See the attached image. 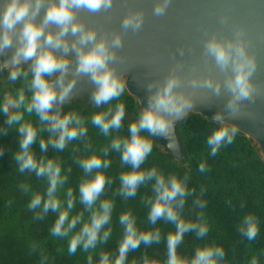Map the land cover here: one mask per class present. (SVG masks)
<instances>
[{
  "label": "clouds",
  "instance_id": "1",
  "mask_svg": "<svg viewBox=\"0 0 264 264\" xmlns=\"http://www.w3.org/2000/svg\"><path fill=\"white\" fill-rule=\"evenodd\" d=\"M114 3L115 0H0V56L12 51L10 58L0 62V72L7 69V79L13 83L22 80V87L14 94L4 93L0 112L6 117L7 128L15 129L19 135L18 150L13 153L17 172L34 173L47 184L43 193L32 192L30 184L19 185L22 192L30 194L27 208L35 212L36 220H44L49 213L56 214L50 235L67 239L70 256L80 249L87 253V264H93L98 246L106 244L112 235L114 203L101 197L106 186L113 183L105 170L112 163L106 157L114 151L120 154L121 165L128 170L120 174V187L113 196L125 200L135 198L141 186L150 184L152 195L144 198L149 207V224L155 226L163 220L175 227V231L166 236L167 258L163 264H226L224 248L214 243L197 247L191 258L177 251L187 233L195 232L197 239H203L209 232L203 212L207 206L202 199L205 189L201 188L200 195L196 196L195 189L188 188L187 174L166 176L156 167L145 170L142 165L152 154L153 137L168 140V148L176 151V122L193 111L197 103L207 104L213 98L227 97V100L224 110L212 118L219 126L207 137L210 155L214 157L222 146L233 144L238 128L229 126L225 119L252 117V113L244 110V103H254L264 95V88L253 79L258 59L252 40L243 25H234L231 35L219 31L206 34L201 53L203 68L194 63L186 70L183 61H176L162 80H149L144 84L147 106L129 123L128 136H114L97 154L85 140L88 131L85 118L76 112L64 113L61 106L78 91V83L87 78L94 85L90 96L97 108L118 101L114 107L94 113L91 124L105 137L123 128L125 104L119 101L125 92V81L116 64L122 59L119 52L124 46V34L137 33L143 28L145 12L129 9L121 20L122 31L89 26L81 18V13H108ZM172 3L173 0H155L153 16H164ZM229 20L226 13L220 16L222 25ZM70 54H74V60L68 59ZM184 54L185 49L181 47L179 55ZM33 115L35 124L26 119ZM0 131L6 134V130ZM45 133L47 139L43 138ZM76 140L84 141L85 152L91 151V154L75 160L83 170L78 198L74 189L68 187L62 201L60 194L72 169L64 172L56 159L46 155L37 157L33 146L38 142L41 153H47L49 147L62 152ZM2 151L0 149V154ZM198 171L205 173L209 168L202 162ZM192 196H196L194 206L201 209L196 214V222L183 215L186 201ZM77 199L83 209L74 212ZM119 223L123 236L115 257L108 251H100L96 264H127L129 254L141 244L147 248L161 242L160 229L141 231L130 211L119 216ZM237 230L249 242L254 241L259 234L257 217L251 213L244 215ZM37 247L35 243L31 245L33 251ZM47 260L41 250V264H46ZM131 264H160V261L149 258L145 252L139 261L133 258ZM250 264H258L256 257Z\"/></svg>",
  "mask_w": 264,
  "mask_h": 264
},
{
  "label": "trees",
  "instance_id": "2",
  "mask_svg": "<svg viewBox=\"0 0 264 264\" xmlns=\"http://www.w3.org/2000/svg\"><path fill=\"white\" fill-rule=\"evenodd\" d=\"M130 102L129 110H132L134 101L130 99ZM74 106L76 108L81 107L78 103H75ZM71 108L69 106L66 113ZM90 113H93V111L90 110ZM131 122L132 120L124 118L123 128L120 132L113 131L109 137H105L98 128L92 125V129H88L85 137V140L92 145L91 151L99 154L100 150L107 146L114 136H128V125ZM218 126L200 115H189L181 126L189 165L186 166L183 165L185 163L168 159L153 141L152 154L142 165V168L147 170L156 167L166 176L170 173H176L180 177L187 174L189 177L188 188L190 190L195 189L196 196L200 195L201 188L205 189L202 199L207 202V206L203 209V212L208 223L209 232L203 239H197L195 232L187 233L183 243L177 250L180 255L191 258L197 247L214 243L224 248L226 264H250L253 257H256L258 264H264V161L261 160L250 141L238 133L233 144L222 146L216 156H211L206 141L212 130ZM43 138L47 139L48 134H43ZM72 142L62 152H59L63 171L67 172L68 168L72 169L64 189L67 190L68 187H72L78 198V185L83 176V170L75 163V160L85 158L91 154V151L85 152L84 141H82L81 146L84 150V156L81 157ZM33 150L37 153V157L46 155L49 158L52 148L49 147L47 153H41L37 143L33 146ZM244 155L248 156L250 160L244 158ZM106 159L112 161L111 166L105 170V174L113 183L110 187L106 186L101 199H111L114 203L110 225L112 235L106 244L98 246L96 253L93 254V264L98 261L100 251H108L113 254V258L115 257L118 243L123 236V227L119 223V216L129 211L136 220L137 228L141 231L159 228L161 242L147 248L141 244L138 250L129 254L127 264H131L133 258L139 261L145 252L149 258H154L160 261V264H163L167 258L166 236L169 232L175 231L174 225L166 224L163 220L158 221L155 226L149 224V207L144 203V198L152 195L150 184L141 186L135 198L125 200L121 196L114 197L113 193L120 187L119 176L122 172L127 171L128 167L121 165L120 154L114 151H110ZM202 162L206 163L209 171L205 173L198 171L199 164ZM33 176L35 175H28L27 180L24 179L27 184L30 180L37 185V182L32 179ZM0 184V220L4 222L5 226L0 228V264H41L40 249L26 253L22 247L29 230L32 229L29 227L30 225L34 227V231L39 230L40 232L38 246L44 243L45 240V244L51 243V248L42 250L48 257L46 264H87V253L83 254L84 252L80 249L77 250L75 255L71 256L68 253L53 251L54 248L52 247L55 244L59 246L62 241L55 238L58 241L56 243L50 235V229L56 219V214L49 213L44 220H36L34 219L35 212H33V217L30 219L27 214L30 212L27 208L30 197L21 191L20 183L13 184L10 179L8 182L3 180ZM39 185L43 189V181ZM31 187L35 190L38 189L33 185ZM60 195L63 201L64 191ZM196 196L187 199L183 213L185 219L193 222H196V214L201 211L193 204ZM242 203L244 207H241ZM1 204L5 209L1 208ZM82 209L83 206L77 199L74 212ZM249 213L257 217L259 226V234L251 242L241 236L237 230L243 216ZM85 216H87V213Z\"/></svg>",
  "mask_w": 264,
  "mask_h": 264
},
{
  "label": "water",
  "instance_id": "3",
  "mask_svg": "<svg viewBox=\"0 0 264 264\" xmlns=\"http://www.w3.org/2000/svg\"><path fill=\"white\" fill-rule=\"evenodd\" d=\"M155 0H115L112 10L99 14L81 13V18L89 26L106 29L108 31H122L121 20L129 9H143L145 22L143 28L133 33L124 34V46L119 55L122 59L116 64L118 71L123 73L125 92L134 98L135 105L140 111L146 107L147 92L143 87L149 80H162L176 61H183L187 67L192 64H202V42L206 34L219 31L224 35H231L234 25L246 27L252 40L253 49L258 59V69L254 80L264 88V0H173L164 16L156 17L152 14ZM228 14L229 23L222 25L220 16ZM71 39V37H69ZM183 47L185 54L179 55ZM12 51L0 56V62L10 58ZM68 59L74 60V54ZM8 70L2 71L3 76ZM56 77H53L55 79ZM75 95L62 105V111L68 103L79 102L90 105L94 110H100L92 104L90 93L94 85L87 78L77 85ZM227 97L213 98L207 104H199L193 108L182 120L175 125L174 139L177 150L168 148L169 141L162 137H153L154 143L170 160L180 163L188 162V154L180 126L191 114H197L212 121L218 111H223ZM244 110L253 114L252 117L242 116L237 119H225L229 126L235 125L238 134L245 136L254 146L264 161V95L258 97L254 103L245 102Z\"/></svg>",
  "mask_w": 264,
  "mask_h": 264
},
{
  "label": "rangeland",
  "instance_id": "4",
  "mask_svg": "<svg viewBox=\"0 0 264 264\" xmlns=\"http://www.w3.org/2000/svg\"><path fill=\"white\" fill-rule=\"evenodd\" d=\"M7 75H8V72H7ZM7 75L3 76L2 72H0V101H2L4 93L7 92V93H13L14 94L17 89L22 87V80H18L15 83H13L7 79ZM130 99L134 101V98L132 96H130L128 93L124 92V95L121 97L119 102H122L125 104V119L126 120H132V122H133L137 118L139 110L137 109V107L135 105V101L133 102V109L129 110V108L131 106ZM117 102L118 101H112L110 103V105H106L102 109L96 110V111H94L90 105L79 103V102H71V103H68L66 105V107L64 109V113H66L67 108L69 109V106H71L72 108L70 109L69 112H76L79 115H81L82 117H84L86 120L85 126L87 127V130H88L89 128L92 129V124H90V123H91V116L94 113L101 111V110H104L107 107H114ZM75 103L80 104L81 107L76 108V106H74ZM90 110H92L93 113H90ZM26 119L32 120V122L34 124L36 122V117L34 115L32 117L26 116ZM5 120H6V117L4 116V114L2 112H0V130H6V134H4L3 131H0V149L3 150L2 154H0V182H3V180H7V182H8V180L11 179L13 181V184L26 183V180H27L26 178L28 177V175H35V174L34 173L19 174L17 172V164L13 159V153L16 150H18L19 135L15 129H8L7 128ZM182 124H181V126H182ZM181 126H180V132L183 136V131H182ZM15 134H17V135H15ZM81 142H82L81 140H76V141H73L72 143L75 144L76 148L78 149V152L80 153V156L83 157L84 156V150H83V147L81 146ZM255 151H256V149H255ZM243 157L250 160V158L246 155H244ZM49 158L56 159L58 162L61 163V154L59 151H55L52 149L51 150V156ZM115 158L116 157L114 156V159ZM183 165L188 166L189 162H187ZM10 177H12V178H10ZM24 179H26V180H24ZM32 179L35 182H37V185H35L34 183H32L28 179L30 182V185L36 186V187H38V189L35 190L33 187H31V191L43 193L47 187L46 181L37 179L36 176H33ZM42 181L44 183L43 189L39 185V184H41ZM29 182H28V184H29ZM12 185L10 186L11 188L13 187ZM0 189H1V187H0ZM62 191H66V190L64 189ZM29 197H30V194H29ZM1 208L5 209L2 206V204H1ZM32 213H33V211H30L29 213H27L30 219H32V217H33ZM4 227H5L4 222L2 220H0V228H4ZM29 227H31L32 229L29 230V233L27 234V239H25V241L23 242V246H22L26 253L32 251L31 245L33 243H35L38 246L37 242H38V236L40 234L39 230L38 231L33 230L34 227L32 225H30ZM52 240L56 241L55 238H53V237H52ZM45 242H46V240L44 241V243H41V245H39L37 247V249L46 250V249L51 248V246H50L51 243L45 244ZM56 243H58V241H56ZM67 247H68V241H67V239H63L60 242L59 246H57L55 244V246H53L52 248H54V250H53L54 252L68 253ZM58 249H60L61 251H58ZM81 251H79V252L81 253ZM83 254H85V253H83Z\"/></svg>",
  "mask_w": 264,
  "mask_h": 264
}]
</instances>
